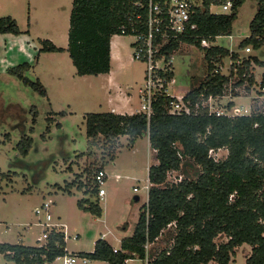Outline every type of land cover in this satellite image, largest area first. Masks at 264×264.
<instances>
[{
  "label": "trees",
  "instance_id": "16d2710c",
  "mask_svg": "<svg viewBox=\"0 0 264 264\" xmlns=\"http://www.w3.org/2000/svg\"><path fill=\"white\" fill-rule=\"evenodd\" d=\"M221 1L203 0V7L192 16L195 28L167 42L163 52L168 55L182 44L199 47L203 37L214 40L216 36L230 35L237 9L245 0H231L227 13L208 11L210 3ZM255 2L250 33L238 43L240 48H259L264 44V0ZM145 15V0H72L66 48L49 39H39L38 52L66 50L78 75L107 73L111 66V36L122 34V27L126 28L124 35L130 26L142 30ZM0 33L20 34L16 19L0 16ZM227 53L226 47H209L205 51L208 66L212 57ZM254 58L264 65V61ZM29 68L30 63L25 61L8 66L6 71L45 96L46 89L39 79L32 80L24 74ZM172 74L167 72L166 77ZM222 79L209 75L198 80L197 86L193 84L189 93L194 96L204 87L219 91ZM167 100L163 93L157 96L149 119L144 113L135 112L85 114L88 152L99 143V136L110 141L128 135L130 143H134L147 135L157 162L147 171L148 198L132 233L120 238L119 247L114 250L109 241L98 238L90 251L71 254L108 264H126L133 258L145 264H229L235 249L246 243L250 253L244 264H264V113L254 109L249 115H172L166 111ZM31 143L30 137L19 141L21 154L28 153ZM210 148H225L227 154L215 161L208 155ZM190 163L197 166L195 176L189 177L186 172L177 183L167 180L168 171L183 169ZM101 169L87 168V175L91 174L88 181L78 177L77 182V188L85 196L90 195L79 199V208L95 216L101 215L102 208L93 175ZM74 182L64 190L71 193ZM220 236L225 240L216 241ZM149 244L153 245L147 247ZM67 252L64 232L55 229L40 246L0 242V254L15 264L52 263Z\"/></svg>",
  "mask_w": 264,
  "mask_h": 264
},
{
  "label": "rangeland",
  "instance_id": "374dc122",
  "mask_svg": "<svg viewBox=\"0 0 264 264\" xmlns=\"http://www.w3.org/2000/svg\"><path fill=\"white\" fill-rule=\"evenodd\" d=\"M27 2L18 16L22 26L30 29L36 45H40L39 39H49L57 46H65L68 38L65 20L66 14L70 15L72 2ZM256 6L255 0H245L237 9L231 34L217 36L213 43L241 50L238 43L249 36V24ZM27 7H30V12ZM213 10L221 11V8L215 6ZM10 12L1 11L0 16L9 15ZM29 21L30 26H27ZM132 40L131 35L118 34L113 37L118 47L117 54L114 48L113 57L118 59L120 65H116L115 60L112 66H115L114 80L121 96H129L128 107L136 109L139 103L138 87L143 81L145 65L133 57ZM15 45L6 54L7 61L0 63V242L37 245L43 242L37 241L43 229L54 227L65 232L69 254L90 251L98 238L119 247V239L132 233L146 202L147 193L143 185L147 181L149 166L157 162L155 150L150 146L147 135L137 138L134 143H130L128 135H119L110 141L99 136V143L91 146L88 152L85 114L101 111L120 113L119 109L116 112L115 107L109 104L112 100H118L119 92L105 87L103 75H78L67 51L39 53L38 49L26 47V50L19 52ZM252 53L264 61V44L252 48ZM25 61L30 63V68L24 74L29 79H39L46 89L45 96L7 73L9 65ZM171 61L174 80L172 93L188 91L193 82L200 80L205 73L204 51L200 47L182 44L173 53ZM237 102L247 105L251 99L237 98ZM29 137L32 139L31 148L27 154H21L18 143L22 138ZM225 152L223 149L221 154L225 155ZM99 166L107 171L108 177L103 185L105 194L99 200L102 212L100 216H95L79 208V199L90 195L85 196L82 189L77 188V182L78 177L88 181L91 174L87 175L86 169ZM197 170V166L190 163L169 175L168 180H174L178 174L184 177L186 172L193 177ZM72 181H75L74 186L68 193L64 188ZM133 187L138 190H133ZM136 195L138 200L134 198ZM48 200L53 201V226L45 227L39 223L44 220L43 215L36 214L34 209ZM223 240V236L216 239L218 242ZM159 244L164 245L162 241ZM249 253L250 246L241 244L235 249L229 264H244ZM129 260V264H145L138 258ZM56 261L62 264L61 260ZM104 262L88 260L84 263L77 256L73 264ZM0 264L15 263L0 254Z\"/></svg>",
  "mask_w": 264,
  "mask_h": 264
},
{
  "label": "built area",
  "instance_id": "2783aa9c",
  "mask_svg": "<svg viewBox=\"0 0 264 264\" xmlns=\"http://www.w3.org/2000/svg\"><path fill=\"white\" fill-rule=\"evenodd\" d=\"M145 5L146 15L143 21V29L139 30L130 26L127 34L133 38L131 42L133 57L142 61L145 65L143 81L138 87L139 103L134 110L135 113H144L149 119L152 113L153 101L162 93L168 97L166 111L172 115H198L200 113L215 116L249 115L254 109L264 113V65L258 63L254 58L255 55L252 53L253 47L251 45H246L243 48L239 47L241 50L227 48L228 53L225 56L211 58V66L209 67V61L205 58V51L215 45L214 40L200 38L199 47L204 51L206 66L201 79L209 75L222 76L219 91L204 87L193 96L189 93L193 86L191 85L186 92L172 93L173 74L169 78L166 77V74L170 71L173 73L171 59L174 52L167 55L162 48L167 42L173 41L177 36L195 28L196 24L192 22V16L197 8L203 7V0H145ZM215 6H219L221 11H214L213 7ZM231 6V0H223L218 4L210 3L208 11L215 14L227 13L230 11ZM120 32L124 34L126 28L122 27ZM193 84L197 86L198 81L193 82ZM242 97L250 98L251 102L247 105L239 104L237 98ZM223 149L225 148H210L208 155L215 161L220 160L227 154L226 149L225 155L221 154ZM175 171L167 172V180L169 175H172ZM107 177V173L103 169L98 170L93 175V185L97 186L99 199L105 194L103 185ZM182 178L183 176L178 174V177H175L174 180L168 181L177 183ZM143 187L147 193V200L150 187L148 176ZM133 190L137 191L138 188L133 187ZM52 205V200L43 201L39 207L34 209L36 214L43 215L44 220L39 223L45 227L52 224ZM61 226L65 227L63 224ZM51 229H43L42 234L37 238L38 242L41 240L43 242L37 244L38 246L45 243ZM117 248L114 247V250ZM76 259V254L67 252L57 256L53 262L54 264H60L56 260H61L62 264H73ZM81 259L84 263L89 260L86 257H81Z\"/></svg>",
  "mask_w": 264,
  "mask_h": 264
},
{
  "label": "crops",
  "instance_id": "0c3cea01",
  "mask_svg": "<svg viewBox=\"0 0 264 264\" xmlns=\"http://www.w3.org/2000/svg\"><path fill=\"white\" fill-rule=\"evenodd\" d=\"M27 1L28 0H0V12L1 11H8V10L11 11L9 15L16 19L18 26L21 30V33L17 34V35L12 34V33H0V63L7 61L6 60V54L8 55V52L12 49L14 44L17 45V46L15 45V46L17 47V50L19 52H23L24 50H26V47L34 48V49H38L40 47V45H36V43L34 42V38L31 35L30 29L29 28L26 29L22 26V24L20 22V16H18V15H21L22 12L24 11V8L27 6V3H28ZM59 1H61V2L66 1V4H69V3L71 4V2H72V0H59ZM27 8H28V12H30V7H27ZM54 14H57V13L55 12ZM29 17H30V15H29ZM69 17H70V15L67 16V14H66L65 25L68 28H69V23H68ZM27 26H30V21L27 23ZM116 35H118V34L112 35L111 39H110V57H111L110 70L107 73H100L97 75L105 76L104 85L107 89L113 88V89H116L115 93L119 92V94L117 95L118 100L110 101V103H109L110 106L112 108L115 107V109L117 110L116 112H119L118 111V109H119L120 113H125V112L126 113H132V112H134L135 108L133 109L131 107H128V102L130 101L129 96L126 98L124 96H121L120 88H119L117 82H115V80H114V78H115L114 77V67L115 66H112V62H113V64H115V60H116V65H120V62H118V59L113 57L114 48L116 50V54L118 52L117 44H116V42H113V37H115ZM66 46H67V44L65 46H62V47L66 48ZM9 66H11V65H9ZM147 138H148V136H147ZM106 173H107V171H106ZM116 175H118V174H116ZM119 241H120V239H119ZM111 245L113 247H115L114 244L111 243ZM90 261H92V260H90ZM130 261L131 260H128L126 262V264H129ZM104 263L108 264L107 262H104Z\"/></svg>",
  "mask_w": 264,
  "mask_h": 264
},
{
  "label": "water",
  "instance_id": "95a60500",
  "mask_svg": "<svg viewBox=\"0 0 264 264\" xmlns=\"http://www.w3.org/2000/svg\"><path fill=\"white\" fill-rule=\"evenodd\" d=\"M134 198H135V200H138V196L136 195V196H134Z\"/></svg>",
  "mask_w": 264,
  "mask_h": 264
}]
</instances>
